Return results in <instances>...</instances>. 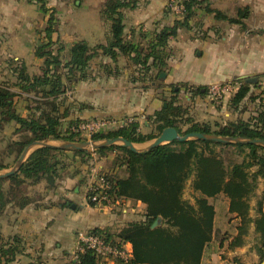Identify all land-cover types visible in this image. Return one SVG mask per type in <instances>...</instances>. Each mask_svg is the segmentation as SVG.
Masks as SVG:
<instances>
[{
    "label": "trees",
    "instance_id": "trees-1",
    "mask_svg": "<svg viewBox=\"0 0 264 264\" xmlns=\"http://www.w3.org/2000/svg\"><path fill=\"white\" fill-rule=\"evenodd\" d=\"M39 3L47 12L44 0H29ZM139 0H104L100 13L108 24L105 44L89 45L86 41L75 40L67 49L68 59L61 63L59 57L50 48L52 34L56 32V18L49 14L44 28L47 42L35 50V55L42 58V72L29 76L25 65L17 69V87L25 94L36 98L35 110L21 115L14 109V98L18 94L7 86L0 84V115L5 122L15 121L16 132L25 133L22 140L15 144L17 157L25 146L36 140H69L73 134L69 130L62 133L59 121L68 116V108L59 114L57 98L71 89L79 81L93 79L89 62L101 53L117 61L125 56L138 72V79L145 77L154 81L159 74L168 70L167 61L172 57L168 42L175 36L178 29H192L191 22L197 21L195 6L205 2L204 13L212 14L216 20L227 21L244 27L243 20L249 17L247 6L238 7L235 16H227L219 9L210 7L206 0H184L183 20L175 21L171 26H163L153 33L144 47L124 35V9H134ZM62 64L64 72L57 71ZM156 70V72H154ZM110 72L109 68L105 69ZM111 73V72H110ZM137 79V78H135ZM257 83L239 81L233 93L231 108L236 110L246 98L250 86ZM186 88V87H185ZM191 91L192 88L187 87ZM204 89L198 86L196 91ZM231 97V96H230ZM64 111V110H63ZM255 116L247 119L236 118L212 130L208 124L195 122L182 132L176 125L180 109L172 103L162 106L147 117L154 128L142 134L138 132V121H132L123 127L101 131L92 135V140L121 136L132 143H143L154 139L166 127H174L180 134L202 132L219 136H238L250 139H264V110H258ZM3 121H0V124ZM1 127V126H0ZM216 147L233 148L240 155V162L226 163L222 150ZM121 152V163L124 167L122 176L112 177L104 174L109 181V194L145 204L142 218L127 222L115 233L105 228H92L89 232L104 235L112 240L129 241L132 255L126 262L116 264H201L204 249L211 241L214 233V207L208 202L209 197L223 194L228 199V213L231 219L237 218L235 233L229 237L228 247L235 248L245 244V236L252 235L256 243L253 248L260 257H264V196L258 197L255 206H251L250 198L255 194L258 179H264V147L250 143H222L205 139H189L172 141L153 147L149 150L134 152L128 147L110 145L98 147L94 153L103 154L107 151ZM72 151L76 156L84 157L88 150L61 149L53 146H42L33 150L12 175L0 178V214L9 206L22 209L33 201L34 195L27 194L26 186H35L40 181L56 178L58 154ZM8 165L0 164V170ZM102 174V173H101ZM193 177L192 188L197 195L194 203L183 198L186 182ZM251 209L254 215H250ZM161 219L160 224L152 227ZM19 239L15 236L12 242L0 238V263L13 262L20 253ZM76 264H99V259L90 250L77 252Z\"/></svg>",
    "mask_w": 264,
    "mask_h": 264
},
{
    "label": "crops",
    "instance_id": "crops-1",
    "mask_svg": "<svg viewBox=\"0 0 264 264\" xmlns=\"http://www.w3.org/2000/svg\"><path fill=\"white\" fill-rule=\"evenodd\" d=\"M213 1L207 0L208 3ZM165 2L166 0H139L134 9H124L122 11L124 34L127 38L134 43H139L140 37L138 34H141L139 31V25L141 24L145 27L143 28L144 30L152 28L154 32L159 31L163 26L173 25L174 22H167L165 14H163L164 17H160L157 13V10H162ZM35 4L34 1L29 0H0V42L2 44L6 39L8 42L17 43L20 48L21 44L25 47L28 41V39H25L27 36H31L32 40L36 38L34 34L36 30L35 24L37 18L43 20L44 14L36 16L38 14L35 11V9L37 10ZM254 5L258 8L264 7V1L255 0ZM250 7L251 9L255 8L252 5ZM161 10L160 12H162ZM98 11L95 10L96 14L92 20L97 26L101 27L103 34L97 38V41L99 44H104L108 24L101 18ZM203 14L206 13L203 12ZM200 16L202 15L197 14L198 19L193 22L192 30L196 31L194 39L189 37V33L194 32H188V30L180 28L177 31L178 35L171 41L169 49L172 52V57L167 61L168 70L164 72L165 77L163 79L158 76L159 80L164 81L163 86L171 87L178 84L194 88L201 85L210 86L229 82L232 80H228V78L233 76L239 81L244 80L246 82L248 78L264 75V63L252 65L247 69H235V62L228 64V56H223L220 53L219 59L216 65L212 67L213 70L208 79L189 80L187 77L182 78L177 73V62L173 61V54L178 56V60L184 56L182 52L176 51L177 49H184L188 58H200L210 54L213 49H216V51L220 50L215 42H212L211 35L212 32H218V27L203 26ZM44 19L47 21L45 16ZM225 22L227 21L222 23ZM231 25L239 26L237 24ZM222 29L226 30L229 28L222 26L220 33L224 31ZM153 33L151 34V32L147 31L144 36L148 40ZM181 35L187 38L186 41H182ZM262 35L264 36V33ZM224 38L223 35L221 39ZM209 40L211 41L209 42ZM261 44L262 42L259 43L257 41L252 49L254 59L264 56V49L260 47ZM94 58L92 61L94 64L92 65L100 73L97 72L93 79L77 82L71 89L68 97L73 101V106L65 118H97L103 116L122 118L134 113L140 115L145 112L151 115L160 109V98H158V95H156L157 97L153 95L156 93V89L152 90L153 94L151 95L146 90L137 89L138 84L140 86L142 83L149 81L146 77L145 79L130 77L126 73L125 62L120 64L118 59L113 61L102 54ZM107 67L111 70V73L105 71ZM150 82L151 85H154V81ZM260 89L264 90V86L260 85ZM230 95L224 98H228ZM230 110L233 113V109ZM234 114L236 117L238 113ZM225 115L229 116V112L225 113ZM240 118L247 119L246 114H240ZM232 119L236 118H230V120ZM50 144L57 145L55 143ZM135 144L138 146L142 145V143ZM69 170L70 172H67V175L61 176L63 169L57 166L56 175L58 177L51 179L44 177L38 183L39 185L36 184L31 187L33 189L32 193L35 194L31 203L22 209H13L7 206L0 214V238L8 242H12L15 236L19 239L17 245L20 253L9 264H76V235L79 231H86L92 228H108L114 231L116 228L119 229L124 226L127 222L142 218L145 204L140 201L127 199L123 204L114 207L112 210H102L89 205L86 194L93 179L92 175L84 179L83 174H80V172L72 168H69ZM208 202L213 205L215 211L213 220L214 233L211 241L204 249L201 264H255L256 251L254 249L250 253L251 256H247L244 252L245 245L229 248L228 240L219 237L220 228L224 226V224L221 225L219 223V220L222 217H226L227 227L229 225L228 219L232 217L228 213V199L226 196L218 194L214 197H209ZM250 215H254L252 209ZM234 221H238L237 218L231 219L230 222ZM236 225L237 223H235ZM249 231L252 233L253 228L251 227ZM99 264L108 263L99 261Z\"/></svg>",
    "mask_w": 264,
    "mask_h": 264
},
{
    "label": "rangeland",
    "instance_id": "rangeland-1",
    "mask_svg": "<svg viewBox=\"0 0 264 264\" xmlns=\"http://www.w3.org/2000/svg\"><path fill=\"white\" fill-rule=\"evenodd\" d=\"M167 1L164 3V7L157 10V13L160 17H164L165 14L167 17V22H175L177 20L181 21L184 17V10L182 12H175L172 11L167 7ZM184 7V0H176ZM207 1V0H206ZM264 1V0H261ZM45 6L47 8V12L42 10L41 5L36 3L38 15L44 14L45 18H48L49 14L52 13L53 16L56 18V32L52 34V43L50 48L55 52V54L61 60V63H65L68 59L67 49L70 46L71 42L75 40H83L86 41L89 45H97L99 42L97 41L98 37L102 36V29L100 26H97L95 22H93L92 18L95 16V10H99L100 13L101 5L104 0H44ZM255 0H214L212 3H209L210 7L216 8L227 14V16H235L236 9L238 7L249 6L250 13L247 19L243 20L244 27L231 25V23H222L223 21L216 20L212 14H203V8L206 6L205 2H202L201 5L195 6L196 15L200 14L201 20L203 21L202 25L209 26L212 28L218 27V32H212V42L220 48V50L213 51L210 54H206L200 58H188L185 54L184 49L180 48L176 51L182 52L184 56L177 59V55L173 54V61L177 62L178 65L177 73L183 78L187 77L189 80H206L209 78L210 73L212 72V67L216 65V62L219 59L220 53L223 56H228V64L235 62V69L239 68H249L252 65H260L264 63V56H259L258 58L254 59L252 49L255 47L256 42H262L260 45L261 48L264 49V7L258 8L254 5ZM254 6V9H251L250 6ZM39 10V11H38ZM160 10L162 12H160ZM40 20L37 18L35 24V36L32 40L31 36H27L28 39L25 47L21 44L20 48L18 47L17 43L8 42L5 39V42H0V84L3 86H7L10 89L14 90L18 96L14 98V109L21 115H26L35 110L34 100L36 99L34 95L29 96L22 92L20 88L17 87L18 82V74L17 69L20 68L21 65H25L26 72L29 76L40 74L42 72V58H39L35 55V50L40 47L41 45L47 42L44 38V28L46 25V19ZM102 18V15L100 13ZM174 18V19H173ZM103 19V18H102ZM190 26H194V23L190 24ZM221 26V27H219ZM222 26H227L229 29H222ZM145 28L143 24L139 25V31L141 34L138 36L140 47H144L148 44V40L146 36H144L147 31L154 32L152 28L144 30ZM185 29V28H184ZM189 33V37L194 39L196 36V31L192 29H185ZM187 32V31H186ZM125 35V34H124ZM178 34L174 37H176ZM224 35V39L221 37ZM202 36V35H201ZM218 36V37H215ZM85 39H84V38ZM125 39L131 40L124 36ZM173 36L169 38L168 46H170L171 41H173ZM182 41H186L187 38L183 35L180 36ZM211 40H209L210 42ZM106 34H105V43ZM29 43V44H28ZM104 43V44H105ZM3 45V48H2ZM24 47V48H22ZM2 48V49H1ZM101 55V53H99ZM98 54V55H99ZM93 58L89 62L90 71L93 75L99 72L97 69L93 67L92 61ZM118 62L121 64L125 62V66L127 68V74L132 78H137L138 72L136 68L131 65L130 61L125 56H119ZM62 64L58 66L57 71L63 73L65 70L62 67ZM100 73V72H99ZM256 76V75H255ZM254 77V76H252ZM259 79H258V78ZM257 78V86H250V90L246 96V98L240 103L236 110L233 109V113H231V101L233 93L230 95L231 97L228 98H220V99H213L208 93L207 85H201L204 89L196 91L197 87H190L192 88L191 91L185 88V85H173L171 87L163 84V80H159L158 78L154 79V85H151L150 80L146 83H142V85H137V89L141 88L142 90H146L149 95L153 94L152 90L156 89V93L153 95H158L160 98V108L163 104L167 105V103H172L173 106H176L180 109L179 117L176 120V125L180 127V130L184 132L187 130L192 124L197 122V124H208L212 130L217 129L218 125H224L230 121V118H240V114H246V117L255 116L258 110H264V90L260 89V85L264 86V75H258ZM228 80H232L233 82L239 83V80L235 78V76L228 78ZM237 80V81H236ZM258 81L260 82L258 84ZM255 83V84H256ZM72 89V88H71ZM71 89H68L65 93H62L57 98V103H59V114H63L66 112V108H68V113L70 112L73 101L69 99V94ZM166 89V90H165ZM68 92V94H66ZM157 97V96H156ZM64 110V111H63ZM229 112V116L225 115V113ZM234 113H238L235 117ZM150 116L148 113H142L140 115L137 114H130L124 116V118H136L138 121V132L142 134L148 133L151 129L154 128L152 121L148 120L147 117ZM103 117H113V116H103ZM97 117V118H103ZM93 118H63L59 122V130L62 133H65V130L72 129V126L81 123L83 121L97 119ZM0 164L8 165V168L1 169L0 172L8 170L9 168L13 167L16 163L18 157L16 155V148L18 146L15 144L16 141L22 140L25 133H17L16 132V122L15 121H8L5 122L0 115ZM68 134L70 132H67ZM160 134V133H159ZM158 134V135H159ZM157 135V136H158ZM156 138V137H155ZM73 142H82L89 140L86 136H80L73 134L72 138ZM104 139V138H103ZM153 140V139H152ZM143 142L142 145L138 146L135 144L137 148L144 150L146 146L149 144L150 141ZM45 141V140H44ZM49 143L59 144V142L69 141V140H60L58 142L52 140H46ZM28 145V144H27ZM26 145V146H27ZM25 146V147H26ZM73 150V149H70ZM89 154L84 157L85 161H81V157L77 156L72 151H67L63 154H58L55 160H59L57 166L63 169L61 172L62 175H67V172H70L69 168L80 172L83 174V178L86 179L87 176L92 175L94 178L97 174H108L112 177L122 176L124 174V167L119 166L121 163V152L119 151H107L103 154H97L93 152V148H86ZM216 150H222V157L226 161L229 162H240L242 157L240 155H236L233 148H224L221 149L220 147H216ZM23 151V150H22ZM192 180L191 177L185 185L183 191V198L188 200L190 203H194V197L196 196L193 188H192ZM190 183V184H189ZM39 185V184H38ZM256 192L250 198V204L255 206V202L258 197L264 196V179H258ZM34 188V187H33ZM27 194H32L31 186L25 187ZM228 218V217H227ZM231 219H228V226L226 227V217H222L219 220V223L224 226H221V230L219 233V237H229L234 234L235 232V223L238 221L230 222ZM224 228L225 231H224ZM108 229V228H107ZM105 228V230H107ZM118 230L117 228L112 231L111 229L107 230L111 234L115 233ZM223 232V233H222ZM256 241L253 238L252 233L245 236V249L244 252L248 256H251V252H253V246ZM256 251V250H254ZM264 261V257H260L258 253H256V261L255 264H262ZM264 264V263H263Z\"/></svg>",
    "mask_w": 264,
    "mask_h": 264
},
{
    "label": "built area",
    "instance_id": "built-area-1",
    "mask_svg": "<svg viewBox=\"0 0 264 264\" xmlns=\"http://www.w3.org/2000/svg\"><path fill=\"white\" fill-rule=\"evenodd\" d=\"M166 5L177 13L184 10L183 5L176 0H168ZM238 86L239 83L233 81L212 84L208 87V93L216 100L229 96L237 90ZM132 121H135V118L103 117L91 119L72 126V129H69V134L86 136L91 140L92 135L97 132L120 128ZM109 188V181L104 174L95 175L87 190V203L102 210H112L127 200L122 197H113L108 192ZM84 250H90L99 261L108 264H116L117 261L126 262L132 255V245L129 241L108 239L102 234L92 233L89 230L77 233L75 258L77 252Z\"/></svg>",
    "mask_w": 264,
    "mask_h": 264
},
{
    "label": "water",
    "instance_id": "water-1",
    "mask_svg": "<svg viewBox=\"0 0 264 264\" xmlns=\"http://www.w3.org/2000/svg\"><path fill=\"white\" fill-rule=\"evenodd\" d=\"M165 77V73L162 72L159 75L160 79H163ZM246 82L248 83H256L257 78H248L246 79ZM165 105V104H164ZM189 139H205L210 141H216V142H222V143H250V144H256L261 145L264 147V139H250V138H244V137H238V136H219L215 134H205L202 132H189L186 134H180L174 127H166L164 128L160 134L154 138L152 141L149 142V144L146 146L144 150H149L153 147L166 144L172 141H185ZM110 145H120L123 147H128L130 150L134 152H140L143 151L140 148H137L134 143L126 140L125 138L121 136H116L112 138H104L100 140H87L82 142H73V141H64L59 142L57 145L50 144L48 141L44 140H36L31 143H29L22 151L20 156L18 157L16 163L13 167L9 168L8 170L0 172V178H5L10 175H12L14 172L18 170V168L21 166L23 161L27 158V156L36 148L42 147V146H53L58 147L61 149H73V150H80V149H86V148H98V147H104V146H110ZM161 219L158 218L152 225V227L157 226L160 224Z\"/></svg>",
    "mask_w": 264,
    "mask_h": 264
}]
</instances>
